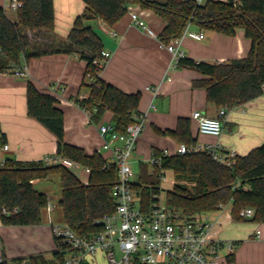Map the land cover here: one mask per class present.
Here are the masks:
<instances>
[{"label":"trees","instance_id":"16d2710c","mask_svg":"<svg viewBox=\"0 0 264 264\" xmlns=\"http://www.w3.org/2000/svg\"><path fill=\"white\" fill-rule=\"evenodd\" d=\"M21 7L12 21L0 7V73L20 69L23 57L27 63L49 53L77 54L86 62L81 87L89 90L87 97L74 99V103L88 114L89 122L97 124L102 116L111 113V122L119 132L135 121L139 114L141 93H126L99 76L104 66L93 63L103 51L101 38L87 20L98 18L107 25L120 20L131 5L149 9L159 16L164 27L157 38L165 46L183 35L186 28L196 27L234 36L238 28L250 41L243 58L209 63L183 56L177 66L191 68L203 78L194 80V88H203L206 100L215 108L226 112L244 105L264 93V0H82L85 12L76 17L67 35L68 45L57 44L42 49L32 43L25 30H54L53 0H20ZM25 102L27 116L36 120L56 139L55 156L65 157L90 169L86 183L69 169L60 165H46L43 160L20 161L12 156L0 159V223L4 226H39L48 197L36 190L33 180L58 175L61 195L58 204L62 221L77 234L91 235L100 227L93 222L114 210L110 193L117 182L114 165L103 168L105 157L99 152L88 154L84 149L70 144L64 138V113L59 101L41 92L32 81H26ZM161 135L172 137L177 143L195 147L197 138L192 135L191 120L179 117L174 129L159 130ZM6 136L0 129V147ZM226 156L228 153L219 152ZM158 164L139 162V172L134 183L142 206L147 208L153 194H165L166 204L186 215L217 211L230 205V213L237 222L264 223V142L245 155L235 154L231 165H226L205 150H191L184 154L163 155ZM168 171L174 184L171 189L160 187L161 171ZM253 208L250 219L239 216L243 208ZM1 208L7 210L1 213ZM54 240V238H53ZM232 253L227 258L231 259ZM61 260L57 249L50 254L38 253L15 261L27 264H54Z\"/></svg>","mask_w":264,"mask_h":264},{"label":"crops","instance_id":"0c3cea01","mask_svg":"<svg viewBox=\"0 0 264 264\" xmlns=\"http://www.w3.org/2000/svg\"><path fill=\"white\" fill-rule=\"evenodd\" d=\"M4 1L6 0H0V7L7 17L15 21L16 13L8 11L4 7ZM53 4L55 16L52 32L44 29L25 30L32 43L42 49H51L57 44L68 45L66 38L69 30L76 17L86 11L82 0H53ZM129 9L136 12L156 33L163 29L165 24L159 16L138 5L129 6L127 13L111 26L98 18L87 20L86 23L101 38L103 50L110 54L99 76L123 92L141 93L139 114L145 117V126L131 161L138 164L149 163L154 149H166L173 154L178 143L168 135L158 134L156 129H174L179 117L190 118L198 150L208 144H218L219 152L245 155L262 144L264 93L249 103L228 110L219 136L198 133L191 113L198 110L206 116L214 117L218 111L212 103L207 102L203 88L192 86L194 80L202 79L203 76L191 68L177 66L172 55L158 39L148 36L131 23ZM189 30L203 33L200 40L188 36L181 38L180 49L186 57L194 60L215 63L239 59L245 57L250 48V41L242 28H238L234 36L199 31L194 26H190ZM85 67L86 62L78 58L77 54L49 53L32 58L27 63L22 57L20 69H26L25 77L16 76L12 71L0 73V129L6 136L4 145L8 147L7 150L0 147V159L12 156L20 161H37L55 154V137L40 123L27 116V80L32 81L41 92L50 94L59 101V108L64 113L66 142L84 149L88 154L99 152L103 157L109 156V152L101 148L103 139L97 126L101 122H111V113L106 112L99 123L93 124L89 122L87 113L74 103L76 97H87L89 94L88 88L81 87ZM148 87H156L157 94L154 95ZM141 155L144 158H140ZM86 176L88 179V175ZM87 179L80 180L86 183ZM37 181H32L33 186ZM166 186L170 189L169 184ZM40 192L48 197L47 191ZM200 215L206 217L212 225L211 234L214 238L232 241L234 244L231 259L227 258L230 254L222 251L220 264H264V223L233 220L230 205ZM51 240V246L45 250L51 249L52 252L55 243L53 237ZM45 250L37 249L31 254L45 253ZM1 255L7 261H15L17 254L7 256L2 252Z\"/></svg>","mask_w":264,"mask_h":264},{"label":"built area","instance_id":"2783aa9c","mask_svg":"<svg viewBox=\"0 0 264 264\" xmlns=\"http://www.w3.org/2000/svg\"><path fill=\"white\" fill-rule=\"evenodd\" d=\"M194 1L197 4L204 2ZM6 7L16 12L21 7V1L7 0ZM128 14L133 25L148 36L158 39V33L136 12L129 9ZM183 36L200 40L203 33L186 28L181 37L165 45L175 61L185 56L180 49ZM109 56L110 54L103 50L100 59H95L93 63L102 65ZM14 74L25 77L26 69H18ZM147 89L154 95L157 94L156 87ZM225 116L224 109H219L214 117L206 116L198 110L191 113V119L197 124L198 133L213 137L221 134ZM144 126L145 117L141 114L135 116V121L127 125L124 132L117 131L112 122L98 124V131L103 139L101 148L109 152L103 168L114 165L117 170V182L110 193L114 210L93 222L100 229L91 235L77 234L68 224L64 222L53 224L49 220L55 249L61 255V260L56 259L54 264H220L222 251L228 254L233 252V242L214 238L211 234L212 225L200 214L190 216L173 210L158 194L151 196V203L144 209L140 196L133 187L135 181L131 167V156ZM7 148V145H3L4 150ZM218 148V144H208L201 150L211 153L218 161L231 165L234 155L223 156ZM191 150L198 148L178 143L173 154H184ZM161 151L163 155H170L166 149ZM42 160L46 165L60 164L73 173L84 175L90 173L89 168L65 157L52 155ZM159 160L160 158L152 153L149 163L158 164ZM168 173L166 170L161 171L160 187L163 190H167L166 184H169L170 189L174 184V179ZM45 210L48 215L53 211L49 200ZM1 213L6 214L7 210L1 208ZM253 215L254 210L249 207L239 212V216L244 219H250ZM256 234H259L258 229ZM0 264L27 263L25 260L7 261L0 253Z\"/></svg>","mask_w":264,"mask_h":264},{"label":"rangeland","instance_id":"374dc122","mask_svg":"<svg viewBox=\"0 0 264 264\" xmlns=\"http://www.w3.org/2000/svg\"><path fill=\"white\" fill-rule=\"evenodd\" d=\"M7 0L4 1L6 7ZM9 11V10H8ZM13 12V11H11ZM15 13V12H13ZM86 90V88H84ZM223 109V108H222ZM230 125V124H228ZM136 157V155H135ZM143 155L140 156L142 158ZM144 158V157H143ZM134 172L133 181L137 180L139 172V164L131 163ZM82 181L87 179L84 174L74 173ZM34 188L38 191H47L49 202L53 207V211L48 215L46 210L41 214V225L39 226H4L0 225V252L10 256L17 254L15 259L25 258L37 249H47L52 243V234L49 221L53 224H61L63 221L62 211L58 204L61 195V184L58 175H51L46 179H39ZM162 199H165V194L159 193ZM50 218V219H48ZM49 250H45V254H50ZM234 250V249H233ZM47 251V252H46ZM30 253V254H29Z\"/></svg>","mask_w":264,"mask_h":264}]
</instances>
